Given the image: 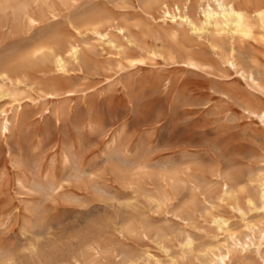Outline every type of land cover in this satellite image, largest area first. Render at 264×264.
<instances>
[{
	"label": "rangeland",
	"instance_id": "rangeland-1",
	"mask_svg": "<svg viewBox=\"0 0 264 264\" xmlns=\"http://www.w3.org/2000/svg\"><path fill=\"white\" fill-rule=\"evenodd\" d=\"M93 1L128 39L77 36L84 64L56 79L47 60L16 62L56 30L72 37L65 16L29 29L12 20L27 0H0L17 7L0 12V118L10 93L20 103L0 130V264H264V210L245 205L264 177V121L246 110H264V36L239 50L253 87L204 36L180 29L178 52L143 12L158 16L153 0ZM19 71L25 86L8 84Z\"/></svg>",
	"mask_w": 264,
	"mask_h": 264
},
{
	"label": "bare ground",
	"instance_id": "bare-ground-1",
	"mask_svg": "<svg viewBox=\"0 0 264 264\" xmlns=\"http://www.w3.org/2000/svg\"><path fill=\"white\" fill-rule=\"evenodd\" d=\"M17 1L18 0H16V2ZM1 4L0 12L4 11V8L10 6L4 3L7 6L3 7ZM152 4L156 6L155 10L158 16L155 17L152 13H148L145 10H143V12L158 24L159 28L165 33L168 41L172 42L178 52H186L179 39V30L183 29L189 34H194L197 37L204 36L208 41L210 49L215 53H217V51L226 50L225 58L220 54L218 55L235 70H242L239 50L243 45L248 43L249 40L255 39L257 33L264 36V0H256L245 6L240 5L236 0H199L195 6L192 5V0H153ZM28 6L37 11V18L31 15V12L27 9ZM192 10L195 13V17H192ZM17 12L14 14L15 16L12 20L16 24L28 26L29 29H33L37 26H40V28L46 27L55 21L58 22L61 15L65 16V26L66 28L72 29V37L66 36L62 32L56 30L46 37L32 41L26 48H23L20 55H17L18 60L16 66L18 69L29 62L47 60L51 65L52 72L56 79L67 73L69 66L82 68L84 64L83 47L76 41L77 36L95 35L103 43L116 50L118 46L112 40V34H120L122 37L128 39L126 29L118 22L110 23L103 9L93 0H27L22 7L18 8ZM18 32L20 31L18 30ZM29 34L32 35V33ZM175 53L176 51H174L173 54ZM114 55H118V59L120 58L118 51H115ZM182 58L183 64L192 67L197 66L190 55H184ZM6 64L9 66L10 62ZM1 69L4 71V68ZM21 72L19 71L14 76H10L8 73H4L3 75L6 80H9L8 84L12 83L17 86H25L27 77ZM243 74L245 75L244 79L246 83L253 87L259 85L255 75L256 73L251 70L248 72L242 70L241 75L243 76ZM19 89L18 87L15 90L18 91ZM1 92L2 90L0 93ZM71 92L72 90H69L64 92V94L69 95L68 93ZM10 95L12 97L11 100L16 102V106H12V109H14H11L13 111V116L9 118V115L5 112L3 117L0 118V130L3 133L9 132L10 125L18 120L19 99L13 93H10ZM44 95L54 97L56 94L48 93ZM246 110L264 121V110H260L258 113L249 109ZM2 111H0L1 114ZM61 153L63 160L68 161V154L65 151H61ZM256 181V191L254 194L248 195L245 198V205L248 208H260L264 210V177L262 176ZM230 193L231 192L226 191V195ZM233 208L241 214H244L242 207L238 203H235ZM213 222L221 226L225 223V220L221 217L214 216ZM262 238H264V235ZM262 243L263 242L256 247V250L261 252L262 249L264 253Z\"/></svg>",
	"mask_w": 264,
	"mask_h": 264
}]
</instances>
